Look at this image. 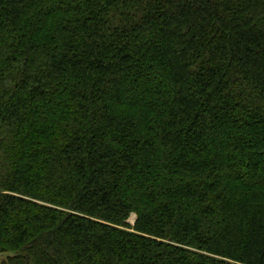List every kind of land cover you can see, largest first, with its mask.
Segmentation results:
<instances>
[{
	"label": "trees",
	"instance_id": "16d2710c",
	"mask_svg": "<svg viewBox=\"0 0 264 264\" xmlns=\"http://www.w3.org/2000/svg\"><path fill=\"white\" fill-rule=\"evenodd\" d=\"M0 252L264 264V0H0Z\"/></svg>",
	"mask_w": 264,
	"mask_h": 264
},
{
	"label": "rangeland",
	"instance_id": "374dc122",
	"mask_svg": "<svg viewBox=\"0 0 264 264\" xmlns=\"http://www.w3.org/2000/svg\"><path fill=\"white\" fill-rule=\"evenodd\" d=\"M137 218V215L135 213H132L130 217L127 219V222L134 225L135 219ZM10 252H0V262L4 260L8 255H10Z\"/></svg>",
	"mask_w": 264,
	"mask_h": 264
},
{
	"label": "water",
	"instance_id": "95a60500",
	"mask_svg": "<svg viewBox=\"0 0 264 264\" xmlns=\"http://www.w3.org/2000/svg\"><path fill=\"white\" fill-rule=\"evenodd\" d=\"M135 221H136V219H135ZM135 221H134V222H135Z\"/></svg>",
	"mask_w": 264,
	"mask_h": 264
}]
</instances>
